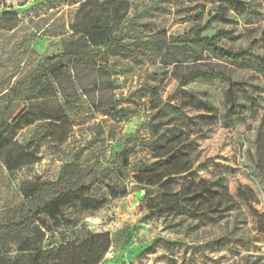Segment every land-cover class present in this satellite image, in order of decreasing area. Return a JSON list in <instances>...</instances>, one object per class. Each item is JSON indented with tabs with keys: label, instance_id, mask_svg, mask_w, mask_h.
<instances>
[{
	"label": "rangeland",
	"instance_id": "obj_1",
	"mask_svg": "<svg viewBox=\"0 0 264 264\" xmlns=\"http://www.w3.org/2000/svg\"><path fill=\"white\" fill-rule=\"evenodd\" d=\"M78 1L0 0V15H9L0 26H15L0 31V119L26 105L6 93L15 83L24 82L25 90L34 78L36 93L47 83L51 89L29 109L32 123L0 148V218L12 216L22 200L32 208L58 191L90 185L82 192L87 211L72 203L57 219L39 216L34 224L45 232L43 243L31 236L34 224L0 230V256L14 255L26 239L31 264H45L47 247L60 242H72L64 255L77 258L82 241L108 233L111 244L99 264L257 261L264 252V70L252 60L235 64L206 56L201 62L250 96L237 94L238 114L225 120L227 84L181 87L177 72L191 62L175 69L135 44L196 34L215 4L128 0L118 29L126 50L78 51L64 58L53 78L41 65L77 38L69 25ZM240 1L244 14L230 13L228 24L212 23L201 35L230 31L237 40H221L222 46L264 61V0ZM198 98L213 110L203 109ZM45 107L60 110L62 118L45 120ZM156 238L172 244L146 252Z\"/></svg>",
	"mask_w": 264,
	"mask_h": 264
},
{
	"label": "trees",
	"instance_id": "obj_2",
	"mask_svg": "<svg viewBox=\"0 0 264 264\" xmlns=\"http://www.w3.org/2000/svg\"><path fill=\"white\" fill-rule=\"evenodd\" d=\"M205 3L215 4L212 13L194 35H182L172 37L168 40L165 38H157L152 41H137V48L142 51L149 52L152 56L158 58L160 62L166 66H174L186 62H191L192 66L185 72H177L176 79L179 86H186L192 82L200 81L206 84L223 83L228 85L226 92V101L228 110L224 114L225 120H230L238 114L237 94H242L246 99H250L247 91L240 83L234 82L224 72L209 68L202 65L201 62L206 56L212 57L219 61H226L235 64H246L250 60L256 63L259 70H264V61L255 56L251 51L231 50L220 44L221 40L235 41L230 31L217 30L212 36L201 35L203 31L211 26L212 23L228 24L230 22L228 16L230 13L242 15L246 12L244 3L240 0H201ZM78 6L74 12L73 21L69 25L70 31L77 36L70 41L64 48V51L55 57L49 58L42 63L44 72L53 78H57L58 73L64 67V58L77 54L78 51L88 48H114L117 53L124 52L118 29L125 20L129 10L128 0H79ZM199 18L205 13L204 6L201 7ZM8 14L0 15V20ZM15 26H0V31L9 32ZM24 82L20 81L6 89V93L12 94L14 97H21L20 100L26 104L17 113H8L5 119H0V148L7 145L13 138L15 132L24 126L30 125V116L34 112L32 108L33 102L38 100V94H48L51 92L49 83L45 84L42 89L36 93L37 81L30 78L27 84L28 88L23 90ZM26 85V84H25ZM23 96V98H22ZM199 105L208 112L213 110V106L205 99H197ZM43 117L45 120H59L62 118L61 111L54 110L50 107L43 109ZM90 185H78L73 188H67L56 192L52 197L41 205H35L32 208L20 201L12 216L0 218V230L9 231L16 230L25 225L34 224L39 220V216L43 214L49 219H57L61 216V211L69 204L79 203L81 211H87L89 199L82 195L83 191L88 190ZM110 188L119 193L125 194L124 189H119L116 185H110ZM31 236L37 240L38 244L44 242L45 232L40 226L34 224L30 230ZM72 242H60L55 245H49L45 251L46 257L41 259L45 264H67L72 261L75 264H99L110 247V238L108 233L98 234L88 237L82 241V254L77 258L71 255H64L67 247L72 246ZM171 242L156 238L151 241L146 252H154L158 246L169 247ZM30 246L28 240L24 239L17 243V250L14 255L8 254L0 256V264H31L32 256L30 255ZM37 252L42 253L38 248ZM72 252V251H71ZM257 261L250 264H264V252L256 258ZM73 264V263H72ZM248 264V263H246Z\"/></svg>",
	"mask_w": 264,
	"mask_h": 264
}]
</instances>
